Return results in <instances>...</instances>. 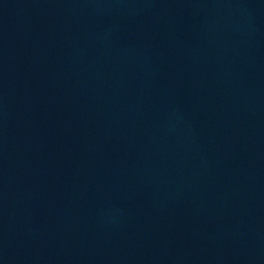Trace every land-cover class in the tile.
<instances>
[{"label":"water","instance_id":"95a60500","mask_svg":"<svg viewBox=\"0 0 264 264\" xmlns=\"http://www.w3.org/2000/svg\"><path fill=\"white\" fill-rule=\"evenodd\" d=\"M0 264H264V0H0Z\"/></svg>","mask_w":264,"mask_h":264}]
</instances>
